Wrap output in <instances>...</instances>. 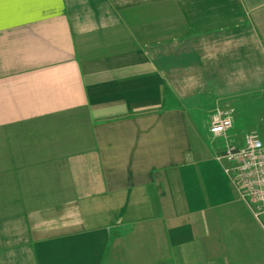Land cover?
Segmentation results:
<instances>
[{
    "label": "crops",
    "instance_id": "0c3cea01",
    "mask_svg": "<svg viewBox=\"0 0 264 264\" xmlns=\"http://www.w3.org/2000/svg\"><path fill=\"white\" fill-rule=\"evenodd\" d=\"M250 132L264 0H0V264H264Z\"/></svg>",
    "mask_w": 264,
    "mask_h": 264
},
{
    "label": "built area",
    "instance_id": "2783aa9c",
    "mask_svg": "<svg viewBox=\"0 0 264 264\" xmlns=\"http://www.w3.org/2000/svg\"><path fill=\"white\" fill-rule=\"evenodd\" d=\"M234 125V110L219 109L211 117L210 131L226 136ZM218 159L225 171L236 178L243 199L250 203L252 213L264 230V141L257 132L245 136L242 145L228 143Z\"/></svg>",
    "mask_w": 264,
    "mask_h": 264
},
{
    "label": "rangeland",
    "instance_id": "374dc122",
    "mask_svg": "<svg viewBox=\"0 0 264 264\" xmlns=\"http://www.w3.org/2000/svg\"><path fill=\"white\" fill-rule=\"evenodd\" d=\"M235 121V120H234ZM235 125H238L237 121L235 122ZM229 177V175H227ZM230 178V177H229ZM242 197V196H241ZM245 200V199H244ZM248 206H250V203L247 201L246 202ZM251 207V206H250Z\"/></svg>",
    "mask_w": 264,
    "mask_h": 264
}]
</instances>
